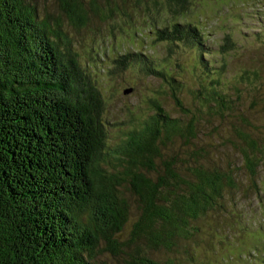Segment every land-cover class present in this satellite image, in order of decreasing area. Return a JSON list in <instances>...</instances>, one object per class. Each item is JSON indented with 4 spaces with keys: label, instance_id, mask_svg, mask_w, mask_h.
I'll return each mask as SVG.
<instances>
[{
    "label": "trees",
    "instance_id": "1",
    "mask_svg": "<svg viewBox=\"0 0 264 264\" xmlns=\"http://www.w3.org/2000/svg\"><path fill=\"white\" fill-rule=\"evenodd\" d=\"M165 1L180 9L186 3ZM56 2L70 23H83L79 0ZM155 35L167 45L193 46L195 40L197 50L202 46L203 34L189 23H172ZM67 46L59 23L39 19L28 0H0V264H102L94 261L100 243L104 251L124 253L130 264H158L149 251L169 250L175 239L189 236V223L214 210L233 180L217 167L201 166L199 150L190 151L184 163L178 156L161 160L158 145L171 138L188 144L195 121L181 126L155 102L148 121L126 133L110 153L97 93ZM115 63L120 69L139 66L175 90L167 71L150 66L141 54H122ZM210 80L201 101L229 111L220 83ZM170 96L185 112L175 94ZM244 124L240 121L247 128ZM234 133L242 167L253 177L264 161V141ZM107 164L111 171L104 169ZM123 186L137 199L139 215L127 242H116L128 217Z\"/></svg>",
    "mask_w": 264,
    "mask_h": 264
},
{
    "label": "rangeland",
    "instance_id": "2",
    "mask_svg": "<svg viewBox=\"0 0 264 264\" xmlns=\"http://www.w3.org/2000/svg\"><path fill=\"white\" fill-rule=\"evenodd\" d=\"M79 1L84 20L73 25L59 11L56 0H28L39 19L59 23L67 47L77 56L79 71L96 91L108 151L148 121L155 113V102L181 126L195 121V137L188 144L171 138L158 145L161 160L172 156L183 160L190 151L199 150L201 166L227 172L234 183L232 189L223 187L214 210L189 223V236L175 239L169 250L152 249L150 260L158 264H264V161L251 177L242 167L234 133L243 131L264 141V0H186L182 9L165 0ZM172 23L197 26L203 34L201 49L194 47L195 40L193 46L157 41L155 30ZM133 53L143 55L150 66L166 70L175 90L170 89V82L146 76L139 66H117L120 55ZM210 79L220 83L229 111L219 112L201 101L210 89ZM125 89L130 92L123 94ZM171 93L185 112L175 106ZM154 163L159 171L160 162ZM104 169L113 167L107 164ZM145 174L151 179L155 176ZM127 188L121 189L128 206L127 223L115 236L116 242H127L130 225L139 215L138 201ZM103 249L100 243L95 262L130 264L124 253Z\"/></svg>",
    "mask_w": 264,
    "mask_h": 264
},
{
    "label": "water",
    "instance_id": "3",
    "mask_svg": "<svg viewBox=\"0 0 264 264\" xmlns=\"http://www.w3.org/2000/svg\"><path fill=\"white\" fill-rule=\"evenodd\" d=\"M130 92V89H125L122 93L123 94H128Z\"/></svg>",
    "mask_w": 264,
    "mask_h": 264
}]
</instances>
